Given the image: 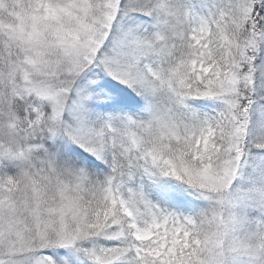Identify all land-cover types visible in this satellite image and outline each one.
I'll return each mask as SVG.
<instances>
[{
	"label": "snow or ice",
	"instance_id": "1",
	"mask_svg": "<svg viewBox=\"0 0 264 264\" xmlns=\"http://www.w3.org/2000/svg\"><path fill=\"white\" fill-rule=\"evenodd\" d=\"M0 264H264V0H0Z\"/></svg>",
	"mask_w": 264,
	"mask_h": 264
}]
</instances>
